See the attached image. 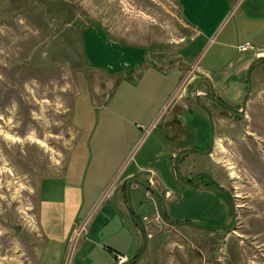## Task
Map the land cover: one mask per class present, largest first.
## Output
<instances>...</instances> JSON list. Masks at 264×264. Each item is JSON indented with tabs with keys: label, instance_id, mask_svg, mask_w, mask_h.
Here are the masks:
<instances>
[{
	"label": "rangeland",
	"instance_id": "rangeland-1",
	"mask_svg": "<svg viewBox=\"0 0 264 264\" xmlns=\"http://www.w3.org/2000/svg\"><path fill=\"white\" fill-rule=\"evenodd\" d=\"M263 11L264 0H230L228 20L219 22L210 38L191 41L180 0H0V264H40L43 236L39 226V183L44 177L61 173L66 164L76 137L70 113L80 79L95 78L99 74L93 68L107 70V64L119 68L120 49L142 45L157 58H165L170 64L177 61L187 68L183 70V85L191 91L193 82H188V74L192 70V76L197 71L188 66H223L236 50L224 45V41H242L240 37L246 30L238 31V24L243 17L256 20L247 33H257L264 23ZM224 27L228 32L218 37ZM261 38V34H254L252 43L256 48H264ZM188 44L191 50L184 57L182 52ZM258 64L253 65L250 77ZM78 88L82 89L80 83ZM198 94L206 97L203 91ZM245 96L246 93L240 104ZM253 99L247 110L237 112H229L210 100L211 117L201 106L202 101H192V110L187 112V155L179 156L174 167L180 173L183 163L187 164L188 176L205 169L213 171L209 152L205 153L213 137L210 152L217 144L219 154L216 152L214 157L219 159V179L226 191L212 186L210 194L190 183L188 191L178 183L156 186L157 194L163 193V188L177 196L184 193L188 205L174 206V198L165 200L159 215L164 217L165 212L171 220L163 218L162 222L155 215L150 217L154 206L142 208L152 224L151 230L145 229L146 241H153L151 238L157 234L173 241L177 237L174 235L180 234L179 227L188 236V247L184 244L188 264L194 260V264H264V92ZM144 142L142 135H127L119 148V154L127 153L124 169L132 166ZM142 153L143 149L136 159ZM156 169L149 166L142 170L149 174ZM112 185L114 182L106 185L88 209V213L93 211L90 223L98 216L90 233L98 241H83L90 223L87 219L81 221L69 238L61 264H112L113 258L105 247L108 242L104 240V218L121 225L122 216L117 206L121 196L118 189L111 190ZM222 196L225 208L227 204L232 206L229 220L234 215L232 227L225 230L227 211L218 207L214 212L223 205ZM205 200L214 205L200 206L199 202ZM185 210L188 220L181 222L190 224L174 226L172 221L180 220L173 212ZM209 215L213 221L206 218ZM126 218L131 221L130 216ZM209 226L220 229L216 232ZM205 235L211 241L201 244L199 240ZM144 240L142 237L134 255L142 249ZM163 245L167 251L168 244ZM169 248V252L181 249L171 244ZM129 260L122 255L117 258L118 264ZM170 264H176L175 260Z\"/></svg>",
	"mask_w": 264,
	"mask_h": 264
},
{
	"label": "crops",
	"instance_id": "crops-1",
	"mask_svg": "<svg viewBox=\"0 0 264 264\" xmlns=\"http://www.w3.org/2000/svg\"><path fill=\"white\" fill-rule=\"evenodd\" d=\"M229 1L180 0L182 16L191 33L189 40L210 38L219 22L228 20ZM254 22L256 20L252 22L249 17L241 18L238 31L246 30V33L240 37L242 41L236 43L238 38L233 43L224 41V45L231 46L236 50L223 66L215 67L211 63L188 66V69L194 67L197 71L192 76H190L192 70L188 74V82H193L191 91L183 85V80H186L184 71L187 68L181 67L180 62L176 61V63L170 64L165 58H157L150 53L148 47L142 45H130L136 48L125 50L121 48L119 68L115 64H107V70L100 71L93 68L99 74L93 78L94 80L92 78L79 80L82 89L78 88V83L70 113L71 126L76 131L73 146L62 172L56 176L44 177L39 183V226L43 236L40 264L62 263L72 233L81 221L90 218L93 211L88 213L89 206H94L102 189L111 182L116 185H112L111 190H119L118 193L121 197L118 198L117 206L122 211L121 225L108 223L109 218H104V240L108 242L105 247L113 258L112 264H118L119 255L126 256L129 260L135 258L139 252L137 260L139 262L136 261V264H170L172 260H175L176 264H188V252L184 249L186 246L188 247V236L178 227L188 223L174 224L178 227L180 234L174 235L178 238L175 237L173 241L171 239L167 241L164 235L154 233L156 236L151 238L153 241L147 239L145 249L139 250L134 255L142 237L144 239L143 229L151 230L150 226L152 225L148 223L151 222V219H147L149 216L144 213L142 208L149 205L154 206L155 211L150 215L152 217L154 213L160 214L165 200L174 198V206L188 205L184 193L177 196L167 189L169 195L166 196L165 188H163V193L157 194L154 191L157 190L156 186L163 184L167 186L169 182L178 183L185 191H188V183L198 186L197 189H205L210 194H212L210 189L212 186L226 191L219 179L221 178L219 159L214 157L216 152L219 154L217 144L212 153L205 152L209 155L211 163L214 164L213 171L204 170L210 175L211 178H208L212 179L213 184L197 175L200 173H189L195 177H191L188 181L187 164L183 163L180 173H177L174 163L183 153L184 156L187 155V112L192 110V101L197 102L195 96L198 91L207 87L210 93L226 100L228 106L238 110L244 108L247 110L255 95L264 92V48H256L252 43L254 34H261V41L264 40V23L257 33H247ZM228 30H225L224 27L218 37L227 33ZM241 44H248V47L239 49ZM189 46L190 44L184 46L186 51L182 52V56L186 57L187 52L191 50V48L188 49ZM257 58L260 59L254 62ZM258 62V66L250 77L249 97L247 95L244 103L240 104L243 94L247 93L248 89V78L245 80V72L250 65L251 70L253 65ZM120 73L122 74L120 75L121 80L118 81L117 75ZM180 73H182L181 76ZM200 101L207 106L210 105L208 98L201 97ZM233 103L239 104L234 106ZM211 108L213 109V107ZM161 109L164 110L159 117ZM198 109L201 108L198 107ZM130 133L138 137L142 135L145 142L134 155L132 166L127 168L129 166L127 165L124 169L122 163L127 153L119 154V148L122 142L127 140V135L130 136ZM141 149H143V153L138 156L139 159H136V155ZM186 161L187 158H184V162ZM154 164L157 172L154 170L147 174L142 170L149 166L155 167ZM221 204L214 212L218 210V207H222L223 212L226 210L228 219L225 225H227L230 221L232 206L227 204L225 208L223 196ZM199 205L213 206L214 202L208 203L205 200L199 202ZM163 215L164 217L161 215L162 219L170 218L165 212ZM126 216H130V222ZM144 216L147 217V220L143 219ZM173 216L180 220L177 222L188 220V210L174 211ZM97 218L98 216L91 223L88 220L90 228L88 230L86 228L83 241L94 243L98 241V238L95 239L96 235L92 237L90 235L92 225ZM206 218L214 220L211 215ZM127 221L131 223L130 226L126 223ZM195 221L199 222L200 220L195 219ZM111 224L114 227H111ZM211 227L209 226L216 232L220 229L217 226ZM210 239V236L205 235L203 239L200 238L199 242L206 244V241H211ZM163 243L168 244V250L170 244L181 249L179 252L176 249L172 251L173 248L170 252L165 251ZM61 249L63 250L62 254ZM209 253L211 252L209 251ZM182 258L184 262H182ZM192 258L194 259V257ZM166 259L168 260L165 261ZM179 259L182 263L179 262ZM194 263L195 260L192 264Z\"/></svg>",
	"mask_w": 264,
	"mask_h": 264
},
{
	"label": "water",
	"instance_id": "water-1",
	"mask_svg": "<svg viewBox=\"0 0 264 264\" xmlns=\"http://www.w3.org/2000/svg\"><path fill=\"white\" fill-rule=\"evenodd\" d=\"M259 59H260V58H257L256 60H254V62L257 61V60H259ZM254 62H252V63H254ZM250 67H251V65L249 66V68H248V70H247L248 89H247V93H246V96H245V98H244V101L246 100L247 95H248L249 92H250V87H251V85H250V74H249ZM197 91H198V89L196 88V92H197ZM202 91L204 92V95H205L206 97L211 96V93H210L209 88L206 87V88L203 89ZM197 93H198V92H197ZM200 95H201V94H197V95L195 96V98H196L197 101H199L200 98L202 97V96L200 97ZM243 103H244V102H243ZM201 106H202L204 109H206V111H207L209 117H211V113H210L209 109L207 108V106H206L205 104H201ZM211 139H212V140H211V142H210V147L208 148L207 152H210V151H211V147H212V143H213V137H212ZM206 174L209 175L208 173H206ZM139 220H140V222H141V224H142V226H143V223H142V221H141L140 218H139ZM174 223H175V224H181V223H189V224H190V222H187V221H186V222H174ZM143 234H144V236H145V240H144V242H143L142 250L144 249V247L146 246V243H147V241H146V231H145L144 229H143ZM139 255H140V252L137 254V256H136L135 258H133V259H131V260H129L128 262L123 263V264H131V263L136 262V261L138 260Z\"/></svg>",
	"mask_w": 264,
	"mask_h": 264
},
{
	"label": "flooded vegetation",
	"instance_id": "flooded-vegetation-1",
	"mask_svg": "<svg viewBox=\"0 0 264 264\" xmlns=\"http://www.w3.org/2000/svg\"><path fill=\"white\" fill-rule=\"evenodd\" d=\"M205 98H208L209 100H211V101H214L213 103L215 104V105H217L218 107H225L226 108V110L228 109V111H230V112H232V111H236L237 112V109L235 108V110L234 109H230V107L229 106H227V104L225 103V105L226 106H224L223 105V103H224V101L222 100V99H220V98H218L217 96H215V95H213L212 93H211V96H209V97H205ZM223 102V103H222ZM207 106V105H206ZM207 108H208V106H207ZM209 109V108H208ZM206 110V109H205ZM209 111H210V109H209ZM211 113V112H210ZM212 146H213V143H212ZM210 147V145L208 146V148ZM208 148H206L205 149V152H207V150H208ZM211 149H212V147H211ZM198 173H200V174H197L198 176H202V175H204L205 177V179H206V177H209V178H211L210 177V175H207L206 173H205V171H203V172H198ZM191 177H195V176H188V181H189V179H191ZM203 178V177H202ZM212 180V179H211ZM232 217V216H231ZM233 217H234V215H233ZM233 217H232V219H230V221H229V223L226 225V228L225 229H229L230 227H232V223H233ZM230 226V227H229ZM224 229V230H225ZM145 230V229H144ZM146 231V230H145ZM146 236H147V234H146ZM145 237V236H144Z\"/></svg>",
	"mask_w": 264,
	"mask_h": 264
},
{
	"label": "built area",
	"instance_id": "built-area-1",
	"mask_svg": "<svg viewBox=\"0 0 264 264\" xmlns=\"http://www.w3.org/2000/svg\"><path fill=\"white\" fill-rule=\"evenodd\" d=\"M246 47H248V44H241L239 45V49H245ZM165 195L168 196L169 195V191L168 190H165ZM155 215V219H160V221L162 222L163 219L161 217V215H159L158 213H154ZM147 217L144 216L143 219H146Z\"/></svg>",
	"mask_w": 264,
	"mask_h": 264
},
{
	"label": "trees",
	"instance_id": "trees-1",
	"mask_svg": "<svg viewBox=\"0 0 264 264\" xmlns=\"http://www.w3.org/2000/svg\"><path fill=\"white\" fill-rule=\"evenodd\" d=\"M83 38V37H82ZM208 146H209V144H208ZM208 146L206 147V148H208ZM201 177H205L204 175H202ZM206 181L208 182V183H212L213 184V182L208 178V177H206Z\"/></svg>",
	"mask_w": 264,
	"mask_h": 264
}]
</instances>
